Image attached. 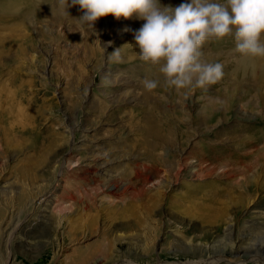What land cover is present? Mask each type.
Wrapping results in <instances>:
<instances>
[{
    "label": "rangeland",
    "instance_id": "374dc122",
    "mask_svg": "<svg viewBox=\"0 0 264 264\" xmlns=\"http://www.w3.org/2000/svg\"><path fill=\"white\" fill-rule=\"evenodd\" d=\"M35 2L0 32V264H264V58L225 37L203 49L218 83L148 93L159 73L128 45L145 21L91 31Z\"/></svg>",
    "mask_w": 264,
    "mask_h": 264
},
{
    "label": "clouds",
    "instance_id": "9594fccd",
    "mask_svg": "<svg viewBox=\"0 0 264 264\" xmlns=\"http://www.w3.org/2000/svg\"><path fill=\"white\" fill-rule=\"evenodd\" d=\"M57 9L75 18L81 29L94 31L96 21L108 15L143 20L133 34L137 58L158 77L145 76L142 88L175 90L187 98L195 89L207 90L224 76V65L204 58V46L231 37L232 52L239 57L264 58V0H186L179 6H162L159 0H56ZM127 31V29H125ZM109 59L120 62V48ZM162 77V81L160 79Z\"/></svg>",
    "mask_w": 264,
    "mask_h": 264
},
{
    "label": "bare ground",
    "instance_id": "6f19581e",
    "mask_svg": "<svg viewBox=\"0 0 264 264\" xmlns=\"http://www.w3.org/2000/svg\"><path fill=\"white\" fill-rule=\"evenodd\" d=\"M35 3H36L35 0H0V32H1V30L7 29L5 27H1L4 24L10 23V22H14L15 20L18 21L21 18L22 13L28 15L27 12H32L33 10H35L36 9L35 8V6H36ZM20 10H21V12L19 13V15H15V12H18ZM5 38H7V37H4L3 35L2 36L0 35V62H1L2 57L5 56V52L7 51V50H4L3 49L4 46L2 44V40L5 39ZM257 134L259 135V133H257ZM242 141H244V140H242ZM250 143H251V141H250ZM252 147H254V146H252ZM258 150H256V151L253 152V154H254L253 157L254 158L252 159V161L250 163L244 164V166H243L244 167V170L242 171L243 174L241 173V175H240V177L242 178V181H243V184L240 187L244 188V191H246V192H244V191L243 192L244 193H247L248 192L247 194H249V195L251 193H255V192H253L252 190H249L248 187L246 186L247 175H246L245 172L246 171H250L249 169H251V168H254V171H255V167L254 166H257L258 163H260V161L263 160L262 153H264V152L260 153V150L259 151ZM68 164H70V162L66 160L65 161V165L68 166ZM251 166H253V167H251ZM197 174H200L199 171H198ZM210 174H211V172H210ZM249 176H251V175L249 174ZM198 177H200V175ZM262 247L263 246H255L254 248H250V249L245 248V250L238 248L232 254L235 255L236 258L239 259V260H241V261L242 260H244V261L245 260H248V261H253V262L256 263L257 261L263 259V258H261V253L259 252V251H261L263 249ZM238 264H241V262H239Z\"/></svg>",
    "mask_w": 264,
    "mask_h": 264
}]
</instances>
